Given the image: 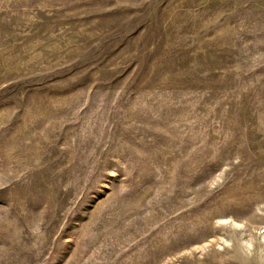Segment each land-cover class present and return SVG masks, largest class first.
Masks as SVG:
<instances>
[{
  "label": "rangeland",
  "instance_id": "374dc122",
  "mask_svg": "<svg viewBox=\"0 0 264 264\" xmlns=\"http://www.w3.org/2000/svg\"><path fill=\"white\" fill-rule=\"evenodd\" d=\"M0 264H264V0H0Z\"/></svg>",
  "mask_w": 264,
  "mask_h": 264
}]
</instances>
